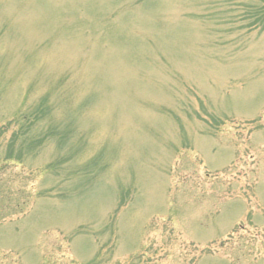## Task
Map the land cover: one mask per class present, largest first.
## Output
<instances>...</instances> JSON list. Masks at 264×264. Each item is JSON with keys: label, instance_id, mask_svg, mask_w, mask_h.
Masks as SVG:
<instances>
[{"label": "rangeland", "instance_id": "374dc122", "mask_svg": "<svg viewBox=\"0 0 264 264\" xmlns=\"http://www.w3.org/2000/svg\"><path fill=\"white\" fill-rule=\"evenodd\" d=\"M0 264H264V0H0Z\"/></svg>", "mask_w": 264, "mask_h": 264}, {"label": "trees", "instance_id": "16d2710c", "mask_svg": "<svg viewBox=\"0 0 264 264\" xmlns=\"http://www.w3.org/2000/svg\"><path fill=\"white\" fill-rule=\"evenodd\" d=\"M43 107H38V110H37V112L35 113V114H39V113H41L42 112V109ZM32 115H34V114H30V115H27V114H25V116H24V119H27L28 117L29 118H32L33 116Z\"/></svg>", "mask_w": 264, "mask_h": 264}]
</instances>
